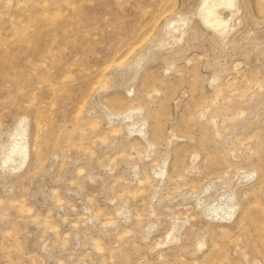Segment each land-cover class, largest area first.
Here are the masks:
<instances>
[{
  "label": "rangeland",
  "instance_id": "1",
  "mask_svg": "<svg viewBox=\"0 0 264 264\" xmlns=\"http://www.w3.org/2000/svg\"><path fill=\"white\" fill-rule=\"evenodd\" d=\"M0 264H264V0H0Z\"/></svg>",
  "mask_w": 264,
  "mask_h": 264
}]
</instances>
